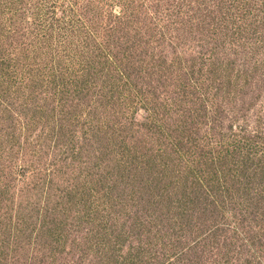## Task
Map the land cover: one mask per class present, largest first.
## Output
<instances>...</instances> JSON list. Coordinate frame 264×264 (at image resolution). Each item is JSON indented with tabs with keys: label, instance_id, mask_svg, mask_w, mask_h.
I'll list each match as a JSON object with an SVG mask.
<instances>
[{
	"label": "trees",
	"instance_id": "16d2710c",
	"mask_svg": "<svg viewBox=\"0 0 264 264\" xmlns=\"http://www.w3.org/2000/svg\"><path fill=\"white\" fill-rule=\"evenodd\" d=\"M260 74L264 0H0V264H264Z\"/></svg>",
	"mask_w": 264,
	"mask_h": 264
},
{
	"label": "rangeland",
	"instance_id": "374dc122",
	"mask_svg": "<svg viewBox=\"0 0 264 264\" xmlns=\"http://www.w3.org/2000/svg\"><path fill=\"white\" fill-rule=\"evenodd\" d=\"M257 7L258 9H263L262 1H257ZM206 13V12H205ZM201 37L200 34H195V36ZM202 42V41H201ZM179 49V48H178ZM188 51V54L190 55L193 53V55L197 56V52L202 51L201 50V45H199L198 42L191 41L190 37L188 38L187 44L182 46V50L180 49L179 51ZM172 51L170 48H167L164 50V52H167L168 54ZM226 52L230 55V59L234 61V76L237 78L239 75H241V72L246 70L248 72L251 71V63L255 58L248 59L246 53L242 51V49H239L237 47H233L231 50V47H227ZM236 53V54H234ZM223 57V55H221ZM189 58V57H188ZM245 78V77H244ZM256 80L253 81V85L251 86L249 90L250 95L247 97V101L245 102L244 106L249 107V110L246 111L245 113H241V120L244 118L243 115L245 114L246 121L244 123L246 124H254L255 120H263L264 118V82H263V75L255 76ZM236 95V94H235ZM234 95V96H235ZM238 98L236 99V106L238 108L243 107V103L239 100L237 102ZM263 123V121H262ZM9 200L7 201L8 203L10 202H17L18 201V196L12 190V192L8 195L7 197ZM48 243V242H46ZM65 254V252L62 253V255ZM65 256L69 257L71 255H66ZM70 258V257H69ZM63 262H65V259H62Z\"/></svg>",
	"mask_w": 264,
	"mask_h": 264
}]
</instances>
